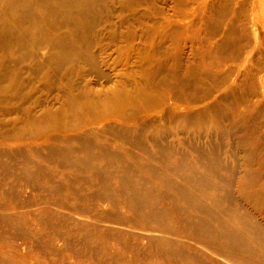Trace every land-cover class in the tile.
I'll use <instances>...</instances> for the list:
<instances>
[{
    "label": "bare ground",
    "instance_id": "1",
    "mask_svg": "<svg viewBox=\"0 0 264 264\" xmlns=\"http://www.w3.org/2000/svg\"><path fill=\"white\" fill-rule=\"evenodd\" d=\"M93 2L37 0L32 5L30 0H0V31L14 27L40 37L42 44L51 42L50 61L62 67L72 57L64 46L81 42L79 31ZM61 8L68 14L58 21ZM63 27L66 31L54 34ZM13 72L9 62L0 64V101L17 81ZM260 84L264 90L263 80ZM72 90L61 96L58 109L45 106L37 112L33 104L19 108L24 118L6 120L15 129H11L13 134H0V169L6 178L15 175L24 187L55 193L62 190L63 184L53 175L60 168L78 175L67 180V188L76 187L79 194L95 187L93 197L109 206L102 212L94 203L88 207L58 202L53 207L58 211L47 208L37 215L46 229L65 225L74 230V240L56 232L65 249L100 264H123L97 246L101 237L136 252L153 249L158 264H209L205 256L210 252L233 264H264L263 120L253 126V112L224 110L219 105L208 106L193 117L172 114L165 126L149 122L134 127L138 119L116 113V105L125 99L106 94L97 98L87 90ZM134 92L144 93L138 87ZM12 106L4 112L13 114ZM263 107L260 102L257 109ZM135 108L142 109V104ZM112 123L122 124L121 130ZM118 141L126 147L116 152ZM240 154L243 161L238 162ZM240 163L244 175L237 177ZM84 174L91 180L82 181ZM2 224L15 228L17 236L33 243L34 249H41L39 237L27 232L20 219L3 216ZM134 239L135 243H129ZM201 250L203 257L198 254ZM211 264H219L218 258Z\"/></svg>",
    "mask_w": 264,
    "mask_h": 264
},
{
    "label": "rangeland",
    "instance_id": "2",
    "mask_svg": "<svg viewBox=\"0 0 264 264\" xmlns=\"http://www.w3.org/2000/svg\"><path fill=\"white\" fill-rule=\"evenodd\" d=\"M36 1L30 3L35 5ZM93 3L79 31L81 42L64 46L72 57L62 67L50 61L51 42L42 44L40 37L26 35L14 27L0 31V64L9 62L17 74L15 88L12 86L0 101V134H13L15 129L6 120L24 118L20 113L23 106L36 105L37 112L46 107L58 109L65 93L76 87L72 92L87 90L97 98L106 94L117 100L125 99L116 105V113L138 119L134 127L149 122L165 126L172 114L193 117L208 106L219 105L224 110L253 112V126L264 121V107L257 109L260 102L264 104L260 84L261 80L264 82V0H94ZM58 11L57 20H64L66 9ZM64 31L65 27L54 34ZM137 87L144 93L135 94ZM137 103L142 104V109L135 108ZM11 106L15 111L6 114L4 110ZM229 124L225 122L226 126ZM112 125L121 130L122 124ZM122 143L114 144L116 152L126 147H121ZM25 152L32 154L30 150ZM239 160L243 161L241 154ZM54 172L55 179L63 185L60 192L51 193L24 187L21 179L10 174L6 178L3 175L6 172L0 169V217L20 219L26 231L42 242L40 250L34 249L33 243L17 236L15 228L0 225V264H100L88 255L74 256L55 237L56 232L67 233L74 240V230H67L65 225L46 229L39 224L38 217L47 208L58 211L53 208L58 202L88 207L94 203L102 212L109 208L106 202L93 197L97 193L95 187L83 185L86 189L79 194L76 187L67 188V180L78 175L60 168ZM237 174V177L244 175L241 163ZM91 178L84 174L81 180ZM97 241L100 249L114 254L123 264H158L153 249L136 252L115 240L97 237ZM135 242L134 239L129 243ZM198 254L204 255L202 250ZM213 258H218L219 264H233L211 252L205 256L209 264Z\"/></svg>",
    "mask_w": 264,
    "mask_h": 264
}]
</instances>
